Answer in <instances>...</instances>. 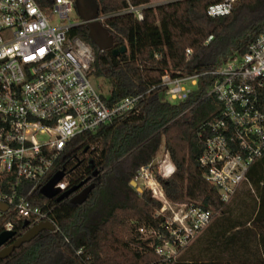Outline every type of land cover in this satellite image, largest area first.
<instances>
[{
  "label": "trees",
  "instance_id": "trees-1",
  "mask_svg": "<svg viewBox=\"0 0 264 264\" xmlns=\"http://www.w3.org/2000/svg\"><path fill=\"white\" fill-rule=\"evenodd\" d=\"M95 1L100 14H112L106 23L114 47L126 45L128 51L117 56L112 49L101 52L86 24L73 27L70 35L92 46L91 75L110 83L107 100L115 102L155 88L146 93L138 111L117 118L96 134H82L69 142L53 173L65 168L69 188H79L59 202L46 198L40 188L30 196L34 205L51 209L58 229L40 232L8 257H0V264H264V155L250 167L244 182L251 187L247 193L256 195V207L244 215L232 212L225 222L222 218L230 213L221 210L222 218L212 220L206 228L229 250L225 258H201L196 252L205 239L200 238L195 242L197 248L187 247L184 254L162 262L155 251L161 240L145 239L140 232L146 228L167 235L162 202L149 190L139 192L131 185L140 167L156 159L162 144L174 166L173 174L201 181L205 170L199 157L204 143L199 129L219 105L213 98L193 106V101L174 104L164 98L161 77L165 70L202 72L232 51L245 53L264 31V0H240L229 14L219 17L208 15L207 9L220 0H172L146 7L142 20L132 13H117L152 0ZM36 2L46 12L54 6V0ZM189 107V115H182ZM259 107L264 113V89L259 92ZM156 178L169 184L160 174ZM91 183L94 188L87 199L75 201L74 196ZM10 188L0 175V193L10 192ZM30 189L24 185L19 193L24 195ZM207 200L205 196L203 202ZM8 222L15 231L11 244L27 226L11 211H0V233ZM252 238L257 240L255 247L250 245Z\"/></svg>",
  "mask_w": 264,
  "mask_h": 264
},
{
  "label": "built area",
  "instance_id": "built-area-1",
  "mask_svg": "<svg viewBox=\"0 0 264 264\" xmlns=\"http://www.w3.org/2000/svg\"><path fill=\"white\" fill-rule=\"evenodd\" d=\"M239 1L220 0L209 5L207 13L212 17L229 14ZM149 6L130 5L117 14L128 12L142 20ZM73 10L75 0H54L50 12L36 0H0V175L11 187L10 192L0 193V202L18 219L28 221L27 229L43 221H51L58 229L51 209L34 205L30 196L55 173L51 171L69 142L82 134H96L117 118L138 111L146 93L155 88L108 101V95L93 83L92 46L70 35L73 27L88 22L80 16L72 21ZM55 16L61 23L52 24ZM111 16L99 13L92 21L108 29L106 20ZM160 86L164 98L174 104L193 101V106L213 98L219 105L199 129L204 143L199 157L205 170L201 181L212 190L206 203L202 199L175 206L157 180L158 169L155 172L152 162L141 166L136 175L145 180L151 196L162 202L167 235L146 228L140 232L145 239L161 240L155 251L162 262H170L232 200L248 181L250 167L264 155V113L259 107V92L264 89V31L245 53L232 51L211 69L194 74L165 70ZM190 108L182 115L188 116ZM164 170H160L163 177L174 172L173 167ZM27 184L31 189L20 194L19 188ZM56 187L69 188L67 175ZM6 229L13 230V224L8 222Z\"/></svg>",
  "mask_w": 264,
  "mask_h": 264
},
{
  "label": "rangeland",
  "instance_id": "rangeland-1",
  "mask_svg": "<svg viewBox=\"0 0 264 264\" xmlns=\"http://www.w3.org/2000/svg\"><path fill=\"white\" fill-rule=\"evenodd\" d=\"M169 1H172V0H152L150 2V5L155 7L159 4L167 3ZM70 19L72 21L79 19V14L77 10H73L70 13ZM57 23H61V22L59 18L55 16L53 18L52 24H57ZM93 83L95 84L96 87L100 89V91L104 95H109L111 91V85L108 82V80H106L105 78H95L94 77ZM174 103H176V101ZM187 115H189V112ZM156 160H157L156 167L158 169V174L160 175L162 174L160 170L163 171L165 166H168V169L170 170L172 169V167L174 168L163 144L157 153ZM161 165H163V167H160ZM164 171H166V169ZM51 173H53V170L51 171ZM163 178H166L169 181V184L167 186H164V190L168 198L175 204V206L176 205L178 206L180 204H186L190 201H201L205 196H207L208 198L212 197L211 195L212 190L209 186H207L208 183L204 181L197 182L196 180H193L192 178L182 177V176H178L172 173H169L167 177H163ZM135 181H137L138 186L141 187L143 191L148 190L146 188L145 180L137 178ZM250 188H251L250 184L244 183L240 187L238 191L239 193L236 195V197L231 202L224 205L221 209V210L228 211V213L230 214L228 215L226 214L224 215L225 217L222 218L220 217L221 210L217 211L215 213L213 220L214 221L218 220L220 217L222 218V222H225L226 217H231L232 212H237V214L238 212H240L242 213V215H244V213H247L251 211L252 208L256 207L257 198H256L255 193L254 192H251L249 194L247 193V191L249 192ZM216 193H220V192L216 191ZM214 195L216 197L218 194H214ZM207 232H208L207 229L202 231L198 235V237L187 247H190V246L196 247L195 242L200 238H204L205 241L202 245H200V247L198 248L200 251H197L196 254L198 253L201 256V258H205V259L213 258V257L214 258L215 257L225 258L229 252V250L227 251V247L225 246V244L221 243L222 241L219 239V237H216L215 232L213 233H207ZM256 241H257L256 239L254 240L252 238L250 241V245L252 247H255ZM186 248H184L185 250L183 249L184 252L187 251Z\"/></svg>",
  "mask_w": 264,
  "mask_h": 264
},
{
  "label": "water",
  "instance_id": "water-1",
  "mask_svg": "<svg viewBox=\"0 0 264 264\" xmlns=\"http://www.w3.org/2000/svg\"><path fill=\"white\" fill-rule=\"evenodd\" d=\"M75 7L79 16L87 22L89 27V34L101 52H104L107 49H112V52L115 56L120 53L127 52L128 48L126 45L121 46L120 48L114 47L113 37L111 36L108 29L104 28L98 21H92L99 14V9L95 0H75ZM152 165L155 172H157V160H153ZM95 175L97 172L94 173ZM66 175L65 168H62L56 171L48 182L40 188V192L49 199H55L56 201H62L68 199L78 188L79 186H73L68 188L65 191H61L59 187H56ZM131 185L135 187L139 192H143V189L138 186L137 181L133 180ZM94 188V183L87 185L79 193L74 196V200L77 202H84L90 191ZM9 206L6 203L0 202V211L8 212ZM28 224V221H25V225ZM44 230H55V225L51 221L40 222L30 228H28L21 236L17 237L13 243L8 244L12 238L15 236L14 230H3L0 233V257H8L15 248L20 247L23 243L29 242L34 239L40 232Z\"/></svg>",
  "mask_w": 264,
  "mask_h": 264
},
{
  "label": "crops",
  "instance_id": "crops-1",
  "mask_svg": "<svg viewBox=\"0 0 264 264\" xmlns=\"http://www.w3.org/2000/svg\"><path fill=\"white\" fill-rule=\"evenodd\" d=\"M184 250H185V249H184ZM184 250H182V251L179 253V255L182 254V253L184 252Z\"/></svg>",
  "mask_w": 264,
  "mask_h": 264
}]
</instances>
